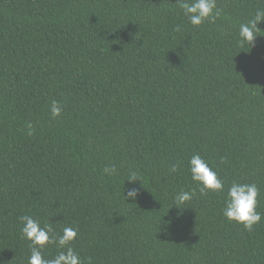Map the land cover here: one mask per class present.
Wrapping results in <instances>:
<instances>
[{"label":"trees","instance_id":"16d2710c","mask_svg":"<svg viewBox=\"0 0 264 264\" xmlns=\"http://www.w3.org/2000/svg\"><path fill=\"white\" fill-rule=\"evenodd\" d=\"M216 8L193 26L177 0H0V264H28L24 215L75 228L84 264H264V35L238 44L264 0ZM233 182L259 189L251 231L222 214Z\"/></svg>","mask_w":264,"mask_h":264},{"label":"clouds","instance_id":"9594fccd","mask_svg":"<svg viewBox=\"0 0 264 264\" xmlns=\"http://www.w3.org/2000/svg\"><path fill=\"white\" fill-rule=\"evenodd\" d=\"M177 3L183 15L193 26H199L205 21L214 22L219 15L216 0H177ZM261 21H264V8H258L251 20L240 24L238 34L240 46L244 44L252 46L257 36L264 35L261 34L264 29L258 27ZM177 31H179V26H177ZM50 110L52 116L56 117L60 115L62 108L58 102L53 101ZM188 169L191 180L198 185L201 194H206L209 191L224 192V182L219 178L217 171L210 167L209 163L199 154L191 156ZM104 171L111 174L115 171V167H106ZM177 171L178 165L170 166V174ZM136 179L139 178L135 173H132L127 180L135 181ZM193 195V192H179L174 197L173 204L177 208L183 209L181 206L190 201ZM258 195L259 189L256 184L233 182L227 189L225 206L222 209L223 216L228 221L239 223L244 229L251 231L253 226L262 219V214L256 210ZM137 196L138 189L131 187L125 197L135 200ZM20 221L22 223L21 236L30 241L31 254L28 257V264H84L79 253L71 246L77 237L75 228L65 227L60 235L55 236L52 235L53 229L49 224L42 226L39 220L31 216H21ZM49 244H55L61 250L53 258L46 259L42 253Z\"/></svg>","mask_w":264,"mask_h":264}]
</instances>
